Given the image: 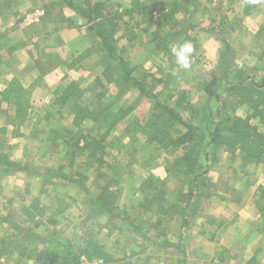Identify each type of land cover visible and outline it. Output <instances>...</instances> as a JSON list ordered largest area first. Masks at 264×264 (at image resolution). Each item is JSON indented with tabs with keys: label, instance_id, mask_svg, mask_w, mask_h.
Masks as SVG:
<instances>
[{
	"label": "rangeland",
	"instance_id": "obj_1",
	"mask_svg": "<svg viewBox=\"0 0 264 264\" xmlns=\"http://www.w3.org/2000/svg\"><path fill=\"white\" fill-rule=\"evenodd\" d=\"M74 1L89 9L94 20L117 16L113 22L116 27L109 29L116 40V56L129 62L131 76L146 84L147 91L169 107L190 104L194 112L177 110L186 123L198 127L206 136L213 128L210 113L220 106L206 93L213 78L217 80L210 91L225 95V78L232 81L241 71L244 77L262 76L264 0ZM61 3L62 0H0V53L8 48L29 47V57L37 63L40 74L58 68L66 69L63 74L70 72L65 73L57 90L74 82L78 87L74 99L79 107L108 109L97 123L85 116L77 126L72 102L63 108L53 106L51 124L42 126L33 141H23L29 153L24 157L14 153V159L24 161L26 176L21 174L0 183V240L13 236L9 241L21 244L24 237L37 235L78 243L91 235L110 254L128 264H245L246 256L240 260L235 255L230 257L226 249L220 248L224 242L214 243L213 218L202 215L209 194L205 189L206 193L202 190L203 196L197 201L195 198L185 215L181 214L182 207L159 215L156 202L150 211L143 207H148L152 196L160 194L167 199V205H172L177 194L187 189L189 175L178 173L180 165L176 166L183 152L156 150L147 140L153 101L122 83V72L102 51L90 24L74 11L62 8ZM70 24L75 28L67 27ZM64 30L70 33L60 35ZM156 34L158 37H153ZM184 42L193 47L188 70L178 67L173 53V48ZM85 50H90L91 55L73 67L72 60ZM253 59L259 62L251 63ZM110 66L113 69L109 71ZM105 79L111 81L107 83ZM181 92L185 101L179 98ZM100 95L102 99L97 98ZM36 108L47 112L50 104L41 103ZM127 108L132 109L131 114L107 138L113 143L107 154L90 159L87 152L81 153L74 147L80 136L99 138L120 111ZM184 131L177 126L174 135ZM197 145L201 156L207 154L206 150L212 158L218 152L205 141ZM107 181L119 194L118 217L111 222L103 217L88 219L89 198L96 196ZM148 182L154 183L153 189L146 186ZM141 187L145 191L141 192ZM33 199L39 200L45 213H35L33 220H27L22 209ZM62 199L71 207L52 217ZM7 215L10 219L3 223ZM156 220L161 222L156 224ZM11 224H20L21 231L11 229ZM206 225L212 229L205 231ZM164 242L172 247H163ZM34 244L33 248H42L38 240ZM13 250L11 246L2 254L0 264H32L18 259Z\"/></svg>",
	"mask_w": 264,
	"mask_h": 264
},
{
	"label": "trees",
	"instance_id": "obj_2",
	"mask_svg": "<svg viewBox=\"0 0 264 264\" xmlns=\"http://www.w3.org/2000/svg\"><path fill=\"white\" fill-rule=\"evenodd\" d=\"M61 5H63L61 6L62 8L66 7L74 11L77 16L85 20L87 24H90V29L95 32V36L99 40L100 48L111 61L115 62L122 72L120 74L122 83L138 91L141 96L153 101L154 104L149 115V123L147 124L149 130L146 136L147 140L154 145L156 150L170 152L181 150L183 152V156L177 160L176 166L180 165V170H177L178 173L189 175L187 189L177 194L176 202L172 205H167V199L164 198L162 194H154L156 198H153V196L150 198L147 203L148 207L143 206L146 210L150 211L151 206L156 202L158 205L157 214L159 215H166L167 211L171 209L178 211L179 207H182L180 209L181 214L185 215V213H188V210H191V207H193L191 204L195 201V198L197 201L203 196L202 190L207 191L208 183L203 178L205 172H201L202 167L199 162L201 154L196 148L198 146L197 144L203 141L207 143V146H212L214 149L224 148L226 150L238 152L254 163L264 161V134L261 133L256 126L251 124L252 119H258L260 123L264 124V59H261L262 76L259 80L249 76L244 77L243 72L240 70V74H235L237 76H235L232 81L229 80L228 77L225 78V95L210 91L213 85L212 83H214L217 78H213L214 82H211L208 87H206L208 98L216 99L220 104V108L218 107L214 113H210V117L213 119L211 121V126L213 128L206 136L203 132H200L201 130L198 127L186 123L177 110L194 112L190 104L185 103L182 107L177 105L178 108H176V106L169 107L165 101H160L156 95L150 94L147 91L146 84L131 76L132 67L129 62L116 56V48L114 46L116 40L111 36L109 29L113 30L114 27H116V24H113V22L117 16L111 17L107 15L98 17L97 20H94L88 13L90 10L82 7L77 1L62 0ZM97 6L100 7L99 4H97ZM67 27L74 26L70 24ZM155 36L158 37L157 34L153 37ZM224 53L226 56L228 55V52L225 51ZM90 55V50H85L78 54L72 60V66L75 67L86 60ZM112 69V66L107 68L109 71ZM232 73L230 69L229 74ZM237 79L241 80L236 83ZM105 80L107 83L111 81ZM98 83L100 84V81H98ZM34 86L32 85L29 88H24L20 81L14 78L10 80L6 88L0 92L1 102L14 109V126L17 128L28 121L32 109L31 102ZM77 91V84L70 82L64 86L61 91H58L59 96L54 98L51 102L52 106L63 108V106L72 102L75 125L78 126L81 121L83 122L85 116L89 117L91 123H97L108 108L98 110V108L95 107L88 110L87 107H79L77 101L74 99V94H76ZM55 95H57V91ZM224 96L226 97L224 98ZM97 98L102 99L103 96L100 95L97 96ZM179 98L182 101L186 100L184 92L180 93ZM238 107L247 108V115L244 118L238 117L234 115V113L232 115L227 114L229 112H235ZM225 109H229L228 112H225ZM131 112V108L121 110L120 114L114 118L99 138L94 139L90 135L84 137L80 136L75 141L74 147L81 153L87 152V156L90 159H100L102 155L105 154L106 149L113 145V143L107 141L111 131L119 122L125 120ZM57 114H60V112L57 111ZM51 117H53L52 113L46 114L45 121H49ZM177 126H182L185 131L177 133L175 136L174 131ZM15 135H19L18 131ZM0 167L3 168L5 173L24 170L19 167L18 164L11 162L4 153H0ZM166 172L170 173L167 170ZM47 175V173H44L43 176L47 177ZM109 182L110 181L106 182L96 196L89 198L88 219L103 217L106 218L108 222H111L118 217L119 194L117 191H113L110 188ZM153 184L154 183L148 182L146 186L148 185L149 188L152 187L153 189ZM140 190L141 192L145 191V187H141ZM65 198L71 202H75L70 196H65ZM257 203L261 223L262 226H264V187L262 186L257 187ZM70 207L71 204L65 202L63 199L59 200L52 217L60 216ZM22 213L26 216L27 220H33L35 218V213H37V215H43L45 209L40 206L38 199H33L29 206L22 209ZM9 219L10 217L7 215L3 218L2 222L6 223ZM51 220L52 218L49 219V221ZM160 222L161 221L156 220L155 223L159 224ZM10 227L16 232L21 231L20 224H11ZM134 231H136V228H134ZM11 237L13 236H10L9 239ZM9 239L0 240V257L12 246L18 259L30 261L32 264H83L82 259L88 262L99 261L98 264H128L127 262L121 261V259L115 255L110 254L105 250L104 245L93 240L91 235L78 243H72L62 239H43L37 235L32 238L27 236L24 237V241L21 244L13 243L11 242L12 240L9 241ZM36 240L42 244V248H33ZM163 244V247H172V244L169 242H164ZM177 249H180L179 245ZM245 264H259L256 260V253Z\"/></svg>",
	"mask_w": 264,
	"mask_h": 264
},
{
	"label": "crops",
	"instance_id": "obj_3",
	"mask_svg": "<svg viewBox=\"0 0 264 264\" xmlns=\"http://www.w3.org/2000/svg\"><path fill=\"white\" fill-rule=\"evenodd\" d=\"M68 33L70 30H64L60 32V35ZM257 33L258 30L254 35ZM28 50L29 47L20 46L16 49L8 48L0 53V92L14 78L18 79L24 88L35 84L28 121L19 128L14 126V109L1 102L0 98V153L6 154L11 162L18 164L22 169H24V161L15 160L14 153H21L22 157L27 155L29 152H26V144L24 145L23 141L25 143L33 141L39 135V129L42 126L51 124L54 115L52 114L53 117L49 121H45V115L52 113L51 102L54 100V96H57L55 95L56 91H61L56 87L59 86L65 73L67 75L70 73L64 72L63 74L62 70L66 69L58 68L51 73L40 74L37 64L31 61L33 58L29 57L30 51ZM256 61L258 59H253L251 63ZM260 77L254 76L256 80H259ZM41 103L50 104V109L47 112L38 110L36 107ZM242 109L245 111H241ZM234 115L244 118L247 115V109L238 107ZM251 124L264 134V124L260 123L258 119H252ZM17 131L18 136L15 135ZM4 139L5 144L3 143ZM215 149L218 152L213 155V158L209 157L208 150H206L207 154L204 152V155L199 159L202 167L201 172L206 171L203 178L208 183L207 191L209 193L206 195L208 199L204 206L206 212L202 215L213 218L212 238L216 245L219 244L218 241L225 243L220 244L222 245L221 250L226 249L230 257L235 255L233 257L237 259L246 256V260L256 253L257 262L264 264V226L261 223L257 203V187H264V161L254 163L238 152L224 148ZM108 151L106 149L105 153L107 154ZM209 158L213 160L211 163L208 161ZM23 171L5 173L0 167V179H2L0 183L7 178L21 176V174L26 176ZM210 199H212L211 204H209ZM211 229L209 226L204 228L205 231ZM220 261L223 260L220 259Z\"/></svg>",
	"mask_w": 264,
	"mask_h": 264
},
{
	"label": "clouds",
	"instance_id": "obj_4",
	"mask_svg": "<svg viewBox=\"0 0 264 264\" xmlns=\"http://www.w3.org/2000/svg\"><path fill=\"white\" fill-rule=\"evenodd\" d=\"M252 2L255 3L256 0H252ZM173 53L176 59V64L179 68L184 70L191 68L193 47L190 42H184L176 45L173 48Z\"/></svg>",
	"mask_w": 264,
	"mask_h": 264
},
{
	"label": "built area",
	"instance_id": "obj_5",
	"mask_svg": "<svg viewBox=\"0 0 264 264\" xmlns=\"http://www.w3.org/2000/svg\"><path fill=\"white\" fill-rule=\"evenodd\" d=\"M82 263H83V264H91V263H92V264H98L99 262H89V263H88V261H86L85 259H82Z\"/></svg>",
	"mask_w": 264,
	"mask_h": 264
}]
</instances>
